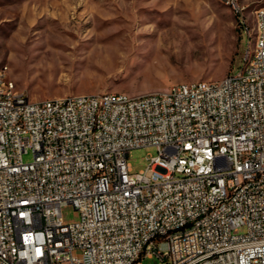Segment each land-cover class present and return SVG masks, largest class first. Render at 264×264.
<instances>
[{"label": "built area", "instance_id": "2783aa9c", "mask_svg": "<svg viewBox=\"0 0 264 264\" xmlns=\"http://www.w3.org/2000/svg\"><path fill=\"white\" fill-rule=\"evenodd\" d=\"M227 1L244 27L250 0ZM254 21L237 74L128 106L0 88V264H264V10ZM148 147L133 173L129 153Z\"/></svg>", "mask_w": 264, "mask_h": 264}, {"label": "rangeland", "instance_id": "374dc122", "mask_svg": "<svg viewBox=\"0 0 264 264\" xmlns=\"http://www.w3.org/2000/svg\"><path fill=\"white\" fill-rule=\"evenodd\" d=\"M225 2L0 0V69L7 66L8 80L35 102L98 93L137 98L219 81L244 66L245 51L254 48L255 11L264 7V0L241 5L243 27ZM157 155L155 147L135 149L127 162L138 173ZM22 161L31 163L32 152ZM61 217L65 224L78 219L69 205Z\"/></svg>", "mask_w": 264, "mask_h": 264}, {"label": "bare ground", "instance_id": "6f19581e", "mask_svg": "<svg viewBox=\"0 0 264 264\" xmlns=\"http://www.w3.org/2000/svg\"><path fill=\"white\" fill-rule=\"evenodd\" d=\"M225 4L229 7L230 6V2L226 0ZM245 6H241V12H243L245 10ZM264 10V7L256 10L257 11H262ZM258 35H260V23L259 21H256V37H255V42H254V48L251 51H255L256 50V45H257V40H258ZM250 51V50H247ZM0 72H2V75L0 77V88H9L10 84L13 83L12 81L8 80L7 74L9 72L8 69H0ZM110 94H114V93H110ZM119 97H126V99H120V106H128V101H140V97L137 98H131L128 97L124 94H118Z\"/></svg>", "mask_w": 264, "mask_h": 264}]
</instances>
